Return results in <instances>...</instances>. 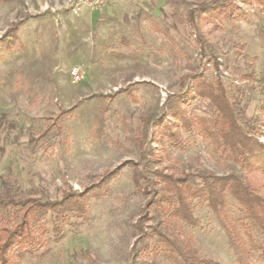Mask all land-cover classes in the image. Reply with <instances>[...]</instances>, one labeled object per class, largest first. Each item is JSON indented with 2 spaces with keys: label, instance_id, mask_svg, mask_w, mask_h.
I'll return each mask as SVG.
<instances>
[{
  "label": "rangeland",
  "instance_id": "1",
  "mask_svg": "<svg viewBox=\"0 0 264 264\" xmlns=\"http://www.w3.org/2000/svg\"><path fill=\"white\" fill-rule=\"evenodd\" d=\"M66 1L0 0V196L53 200L84 190L107 168L123 167L103 195L87 202L85 215L61 217L58 232L51 212L41 213L33 221L34 235L39 226L47 229L41 244L14 248L11 263L182 264L176 252L168 254L164 237H138L142 209L158 188L153 171L188 174L196 182L205 171H234L262 191L264 175L214 153L197 127L183 131L184 147L147 141L145 149L152 146L156 155L143 157L136 145L141 118L149 116L150 130L167 99L191 86L192 75L210 82L217 76L239 123L264 142V0H224L221 11L203 14L195 26L188 11L218 0H104L87 8L93 17L83 21ZM16 22L15 35L7 34ZM184 104L194 117L214 115L206 98L192 94ZM18 207L0 215L17 221ZM190 208L195 224L165 222L153 212L143 223L180 243L188 237L196 254L220 264H237L227 224L243 241L247 229L263 237L235 220L238 205L229 195L226 217L199 199ZM251 261L264 264L259 250Z\"/></svg>",
  "mask_w": 264,
  "mask_h": 264
},
{
  "label": "trees",
  "instance_id": "2",
  "mask_svg": "<svg viewBox=\"0 0 264 264\" xmlns=\"http://www.w3.org/2000/svg\"><path fill=\"white\" fill-rule=\"evenodd\" d=\"M228 1L227 5H231L233 2V0ZM224 6V0H218L213 5H199L188 11L187 21L189 25L195 26L203 14H216ZM17 26V22L13 23L7 34L11 33L14 36ZM13 38H8L5 41L7 46H10ZM214 68L215 71H218L217 62H215ZM192 94L199 98H206L214 109V115L194 117L189 114L184 103ZM168 114L172 121L165 123ZM141 121L136 145L140 149L141 155L143 157L148 155L152 161H154L156 152L152 146L145 149L147 141L150 140L161 145L167 139L174 147H184L187 140L183 136V131L188 132L197 127L198 132L209 139L214 153L232 159L248 174L264 175V142L245 130L239 123L238 116L226 96L222 81L217 76L214 82H210L201 74L192 75L191 86L184 92L173 94L167 99L166 112L151 122L150 130L148 128L149 116H143ZM130 163L132 162L125 161L122 165ZM132 165L136 164L132 163ZM122 167L120 165L107 168L93 184L84 190H68L60 198L53 200L37 198L14 200L8 194L5 197L0 196V211H5L8 206H19L17 208L19 220L17 221L9 222L5 215H0V264H12L10 253L14 248L31 251L41 244V237L47 232V229L43 225L39 226L37 235H34L33 231V221L41 213L51 212L55 232L59 231L58 220L67 213L85 215L87 202L91 198L103 195ZM153 175L155 177L153 181L158 188L153 189L142 209L139 223H137L140 232L138 237L152 236L153 234L164 237L170 247L168 254L173 255L176 252L182 260V264H220L213 259L196 254L189 245L188 237H186V242L180 243L176 238L165 235L157 225L144 224L143 221H147L153 212L152 215L164 217L165 222L195 224L196 218L190 208L192 199L206 202L213 212L226 217L227 195H229L238 205V214L235 220L242 222L246 228H255L263 235L262 239L258 240L247 229L248 231H245L246 239L243 241L235 227L227 224L231 248L236 254L237 264H252V255L257 250L260 251V257L264 260V191L257 188L253 182L246 181L234 171L224 174L205 171L197 174L200 182L190 180L188 174L175 175L164 172L163 169H155ZM132 177L135 186L140 188V170L135 168Z\"/></svg>",
  "mask_w": 264,
  "mask_h": 264
},
{
  "label": "built area",
  "instance_id": "3",
  "mask_svg": "<svg viewBox=\"0 0 264 264\" xmlns=\"http://www.w3.org/2000/svg\"><path fill=\"white\" fill-rule=\"evenodd\" d=\"M104 0H67L66 9L73 15H78L83 8H99Z\"/></svg>",
  "mask_w": 264,
  "mask_h": 264
},
{
  "label": "crops",
  "instance_id": "4",
  "mask_svg": "<svg viewBox=\"0 0 264 264\" xmlns=\"http://www.w3.org/2000/svg\"><path fill=\"white\" fill-rule=\"evenodd\" d=\"M80 19L83 21L85 20H91L93 17V12L87 11V8H83L81 12L79 13Z\"/></svg>",
  "mask_w": 264,
  "mask_h": 264
}]
</instances>
